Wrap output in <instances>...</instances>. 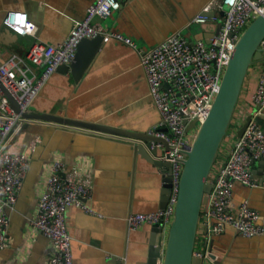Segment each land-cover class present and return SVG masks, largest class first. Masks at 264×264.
Returning <instances> with one entry per match:
<instances>
[{"label":"crops","instance_id":"0c3cea01","mask_svg":"<svg viewBox=\"0 0 264 264\" xmlns=\"http://www.w3.org/2000/svg\"><path fill=\"white\" fill-rule=\"evenodd\" d=\"M94 0H0V62L11 54L25 58L34 43L58 46L73 22ZM119 9L107 18L94 19L95 25L109 33L128 38L133 45L110 37L103 40L84 75L76 82L70 71L55 70L30 106L38 113L60 115L73 120L103 124L139 133L159 118L149 95L139 51L154 47L171 33L178 32L191 44L212 29L202 30L189 24L210 0H119ZM213 11L219 13L218 4ZM7 11H22L34 24L32 34L16 36L2 25ZM248 69L240 105L246 106L261 64ZM40 72L42 67H33ZM246 97V98H245ZM255 108V107H254ZM246 117V116H245ZM264 125V109L258 117ZM34 137L39 141L32 152L27 176L17 193L16 202L7 210L10 223L7 246L0 251V264H43L48 240L28 225L37 211L38 197L44 187L51 163L61 161L64 173L77 168L90 176L92 190L89 214L71 206L65 214L67 231L72 238L73 264H147L150 247L157 234L153 224L130 229V214L161 210L167 167L154 164L136 151L128 138L52 124L29 122L12 133L10 148L27 151ZM140 144V142H138ZM230 144L223 142L217 159L225 161ZM162 153L161 148L157 150ZM215 158V159H216ZM252 178L264 183V163L251 165ZM246 202L259 214L263 232L247 238L231 226L213 234L200 218L196 240L200 248L213 254L217 264H264V187H249L235 182L230 207ZM98 212V213H97ZM167 226L161 237L162 262ZM196 248V247H195Z\"/></svg>","mask_w":264,"mask_h":264},{"label":"built area","instance_id":"2783aa9c","mask_svg":"<svg viewBox=\"0 0 264 264\" xmlns=\"http://www.w3.org/2000/svg\"><path fill=\"white\" fill-rule=\"evenodd\" d=\"M215 4H218L219 11L226 7L222 16L213 11ZM119 7V0H94L86 7L83 15L73 22L60 45L34 43L23 60L11 54L0 62V251L8 242L10 218L7 210L15 205L17 193L31 164L32 152L39 141L38 137H34L27 151L11 150L13 131L27 121L11 107L4 90L10 94L21 112L26 111L57 67L72 62L82 39L102 35L105 41L116 37L133 45L128 38L106 32L93 23L96 18H107ZM262 10L264 0H236L233 5L228 4L227 0H210L189 22L212 26L197 41L189 44L181 34L174 32L154 47L139 51L140 66L149 95L159 114L158 120L146 130V134L162 140L151 141L147 150L153 160L170 163L168 175L171 177V186L166 207L154 212L130 214L127 219L130 229H137L144 223L158 222L169 227L183 162L194 138L190 137V130L186 131V125L195 121L197 126L206 118L242 28L262 14ZM17 14L25 16L26 24L32 27L17 31L20 27L14 24ZM217 22L219 29L215 32ZM2 25L16 36L30 35L34 30V24L22 11H7ZM260 47L264 56V38ZM258 64L261 67L253 90L248 98L245 97L255 110L249 114V121L240 136H237V132L245 119H231L223 139V142L230 144V154L225 161L216 158L208 176L212 188L207 194V203L201 209L200 218L206 220L205 227L213 234L222 232L225 226H231L247 238L263 232L258 224V212L246 202L241 203L236 211L230 207L235 182L249 187H264V183L253 179L251 174V165L264 160V125L258 119L264 109V60ZM34 66L42 67V71L34 70ZM243 86L247 88L245 81ZM241 94L236 107L240 106ZM158 148L162 150L159 155ZM154 149L156 154L152 153ZM64 167L59 160L51 163L50 173L38 197L37 211L27 221L32 229L49 242L47 258L43 264H73L72 238L65 222V214L71 206L96 214L87 204L92 190L89 174L74 168L61 176ZM192 256L205 260L206 252L194 248Z\"/></svg>","mask_w":264,"mask_h":264},{"label":"water","instance_id":"95a60500","mask_svg":"<svg viewBox=\"0 0 264 264\" xmlns=\"http://www.w3.org/2000/svg\"><path fill=\"white\" fill-rule=\"evenodd\" d=\"M225 9L226 7H223L218 15L222 16ZM201 29H208V26L201 25ZM218 29L219 22L215 24V32ZM263 38L264 12L253 18L239 36L224 70L219 89L212 102L209 113L203 122L197 125L196 133L187 151V158L183 162V168L179 177L173 219L167 228L166 240L163 247L162 264H217L213 254L208 252L206 253L205 260L192 256L195 248L200 213L201 209L207 203V194L212 188V184L208 182V176L228 130L248 69L250 66L264 60L260 47ZM102 43V35L82 39L77 45L72 62L68 65H60L56 70L60 72L70 71L74 80L78 82L84 75ZM4 93L11 107L27 121L23 124V127L28 126L31 121L48 122L128 138L137 142L134 143L137 152L154 164H159V161L152 159L147 150L151 141H162L159 138L147 135L146 133L73 120L60 115L38 113L30 109L21 112L10 94L6 90H4ZM248 121L249 115L239 128L237 136L242 134ZM195 127V121L188 122L186 131ZM152 153L156 154V149L152 150ZM260 161L264 163V160ZM164 165L167 167V176L165 177V190L161 204L162 209L167 205L171 186V177L168 175L170 163L165 162ZM163 229L164 225L162 222L153 224L152 230L156 232L157 238L152 241L147 264H156L157 259L160 257Z\"/></svg>","mask_w":264,"mask_h":264},{"label":"rangeland","instance_id":"374dc122","mask_svg":"<svg viewBox=\"0 0 264 264\" xmlns=\"http://www.w3.org/2000/svg\"><path fill=\"white\" fill-rule=\"evenodd\" d=\"M245 28H242V30L244 31ZM245 104H246V106L243 105V104H241L239 107H236L235 108L232 118L235 119L236 121L244 120L250 113H252V111L255 110V108L253 107V105L250 104L248 101ZM197 127L198 126H196L195 128H193L192 130H190V137L191 138L195 135L196 130H197ZM200 246H201L200 245V242H198V240H196L195 247L196 248L197 247L200 248Z\"/></svg>","mask_w":264,"mask_h":264},{"label":"clouds","instance_id":"9594fccd","mask_svg":"<svg viewBox=\"0 0 264 264\" xmlns=\"http://www.w3.org/2000/svg\"><path fill=\"white\" fill-rule=\"evenodd\" d=\"M235 2H236V0H227V3L230 5L235 4ZM114 6H117V5H114ZM262 11H264V10H262ZM14 24L20 26L19 28L16 29L17 31H22V29H24V28L30 29L32 27L31 25L26 24V17L21 15V14L16 15Z\"/></svg>","mask_w":264,"mask_h":264}]
</instances>
